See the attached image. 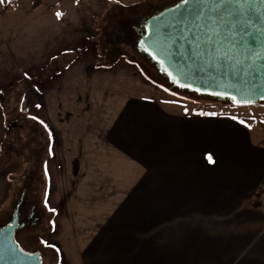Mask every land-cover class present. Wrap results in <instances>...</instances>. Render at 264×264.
<instances>
[{
	"label": "rangeland",
	"instance_id": "374dc122",
	"mask_svg": "<svg viewBox=\"0 0 264 264\" xmlns=\"http://www.w3.org/2000/svg\"><path fill=\"white\" fill-rule=\"evenodd\" d=\"M62 1V20H56V13L48 16L45 8L31 18L27 0H20L12 15L4 12L6 2L0 3V227L7 223L27 187L26 201L35 207L44 228L29 234L61 247L63 264H84L82 253L89 240L85 223L89 217L96 219V212L87 209L102 201L105 195L100 194L114 185L106 171H115L113 164L107 168L109 164L102 166L92 158L98 159L105 151L101 148L99 152L97 146L105 142V130L126 100L149 99L176 114L185 110L215 112L226 118L235 115L251 124V138L260 143L264 103L237 107L192 95L195 93L162 77L150 64L152 60L144 59L133 45L117 41V18L133 17L134 12L140 14L176 0H121L119 4L115 0H80L79 5L76 0ZM48 22L53 25H46ZM55 89L62 92L61 98L52 99ZM37 103L42 107L35 108ZM24 104L31 115H38L54 130L55 157L47 155L41 126L19 111ZM51 107L59 109V114L51 115ZM45 161L52 176L49 203L56 215L43 208ZM50 218L56 222L55 232L50 229ZM34 246L44 250L49 264L51 250L40 243Z\"/></svg>",
	"mask_w": 264,
	"mask_h": 264
},
{
	"label": "crops",
	"instance_id": "0c3cea01",
	"mask_svg": "<svg viewBox=\"0 0 264 264\" xmlns=\"http://www.w3.org/2000/svg\"><path fill=\"white\" fill-rule=\"evenodd\" d=\"M11 1L16 8L5 14L18 10L20 0ZM35 1L27 0L31 18L65 7L39 0L33 9ZM197 113L167 112L138 97L119 108L97 146L112 153L91 156L115 171L106 170L113 187L87 209L96 219L85 223L84 264H264V138L253 141L230 118ZM208 152L215 166L203 159Z\"/></svg>",
	"mask_w": 264,
	"mask_h": 264
},
{
	"label": "snow or ice",
	"instance_id": "6c2138e0",
	"mask_svg": "<svg viewBox=\"0 0 264 264\" xmlns=\"http://www.w3.org/2000/svg\"><path fill=\"white\" fill-rule=\"evenodd\" d=\"M3 2L5 0H0V3ZM7 3L10 5L11 0H7ZM76 3L79 5L80 0H76ZM115 3L119 4L121 0H115ZM55 15L58 20H62L65 13L57 12ZM156 21L152 25H145L148 35L154 39V42H159L161 32H168L169 29H172L175 40L186 43L191 48L192 55L203 61L205 66L231 68L238 75L264 78V0H177L175 7L171 10L170 18L163 27L159 23V17L156 18ZM140 45L144 52L157 61L160 71L170 78L171 83L176 87L229 99L237 107L253 105L254 101L243 93H241V97L219 91L205 93L201 88L194 87L191 83L182 82L180 75L171 70V65L167 63L166 59L161 58L156 51L152 50L151 44H146L144 40H141ZM164 51L166 56H170L166 49ZM52 59L55 60L58 57L53 56ZM177 72H180V69H177ZM23 75L28 76L26 72ZM254 87L258 88L260 85L256 84ZM36 91L39 92V89ZM2 94L3 92L0 90V95ZM25 99L26 97L22 96V100ZM0 107L3 106L0 105ZM34 107L39 109L42 105L37 103ZM19 111L24 112L28 120L41 126L45 133L47 155L55 157L52 146L54 130L38 115H31L26 104L19 106ZM197 114L200 116L218 115L215 112H199ZM230 119L245 128H251L249 122L239 119L235 115ZM114 131H119V128ZM0 151L3 149L0 148ZM203 159L207 164L213 166L218 162L216 156L211 152L204 154ZM43 175L46 181L43 192V208L46 212L56 215V208L49 203L52 176L47 161L43 164ZM49 224L51 231L55 232V220L50 218ZM8 227L11 228L12 225H8ZM0 240L6 242L5 255L0 256V259H15L21 254L25 256L33 254L26 252L20 242L12 238L10 232L0 231ZM39 243L44 248L51 250L50 264H63L61 247L44 239H40Z\"/></svg>",
	"mask_w": 264,
	"mask_h": 264
},
{
	"label": "water",
	"instance_id": "95a60500",
	"mask_svg": "<svg viewBox=\"0 0 264 264\" xmlns=\"http://www.w3.org/2000/svg\"><path fill=\"white\" fill-rule=\"evenodd\" d=\"M174 7L175 5L151 17L145 25H152L157 22L156 18L159 17V23L163 27L170 18L171 10ZM145 30L146 33L142 35L141 40H144L146 44H151L152 50L156 51L161 58L166 59L167 63L171 65V70L175 74L180 75L182 82L191 83L194 87L201 88L202 92L205 93L219 91L236 94L238 97H241V93H243L254 101L253 105L264 103V98H262L264 96V78L246 77L243 74L238 75L231 68L207 67L203 61L192 55V50L186 43L175 40V34L172 29H169L168 32H161L158 43L154 42V39L148 35L146 28ZM165 49L170 53V56L165 55ZM154 61L157 63L156 60ZM157 65L160 68L158 63ZM177 69H180V72H177ZM256 84L260 85V87H254ZM181 89L190 91L184 88ZM200 95L234 105L229 99H222L214 95ZM10 225H12L11 228L6 226L0 231L10 232L15 240V232L18 228V213H15ZM5 252L6 242L0 240V256L5 255ZM0 264H41V261L39 255L25 256L21 254L15 259H0Z\"/></svg>",
	"mask_w": 264,
	"mask_h": 264
},
{
	"label": "flooded vegetation",
	"instance_id": "af4514ba",
	"mask_svg": "<svg viewBox=\"0 0 264 264\" xmlns=\"http://www.w3.org/2000/svg\"><path fill=\"white\" fill-rule=\"evenodd\" d=\"M176 2L177 0L166 4L159 3L151 7L147 12H141L140 14L138 12H134L132 13L133 17L128 15L124 16L123 18H117V22L115 23L116 25L118 24L116 27L117 30H119L116 35L118 36L117 41H122L133 45V47L139 50L142 56H146L151 60L152 57L149 56L147 52H144L140 45L141 37L146 33L145 24L148 19L174 6ZM161 76L167 78L164 73H162ZM26 189L27 187L24 189L20 199L15 204L13 214L8 219L6 224L0 227V230L10 225L15 217V213H18V228L15 232V240L20 242L21 247H24L26 252L33 253L32 255H39L41 264H48L44 259V250H42L41 247L39 248L34 246L39 243L40 239L37 235L32 236V234H29L31 231L36 233L39 228H44L41 226L42 220L36 216L35 207L31 206V204L26 201ZM26 242L29 245H23V243L27 244Z\"/></svg>",
	"mask_w": 264,
	"mask_h": 264
},
{
	"label": "trees",
	"instance_id": "16d2710c",
	"mask_svg": "<svg viewBox=\"0 0 264 264\" xmlns=\"http://www.w3.org/2000/svg\"><path fill=\"white\" fill-rule=\"evenodd\" d=\"M5 5H4V10L5 11H7V12H10V11H13L15 8H16V3H15V1H11V4L9 5L8 3H7V0H5ZM39 4H40V1L39 0H36L35 2H34V4H33V9H36V8H38L39 7ZM54 9V8H53ZM119 42H121V41H119ZM137 51L139 52V50L137 49ZM139 54H140V52H139ZM141 55V54H140ZM142 56V55H141ZM144 59H149V58H147L146 56H142ZM150 60V59H149ZM149 60H147V61H149ZM152 61H154L153 59H151ZM153 63V64H152ZM152 63H150L152 66H154V68L156 69V71L160 74L161 72H160V68L158 67V65H157V63L154 61V62H152ZM162 74V73H161ZM160 74V75H161ZM163 77V76H162ZM168 78V77H167ZM192 93H194V92H192ZM198 93H195V94H192V95H197Z\"/></svg>",
	"mask_w": 264,
	"mask_h": 264
}]
</instances>
